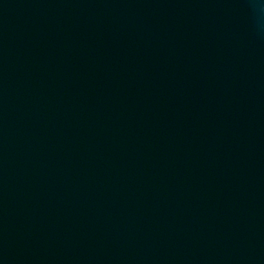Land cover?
<instances>
[{
    "label": "water",
    "instance_id": "water-1",
    "mask_svg": "<svg viewBox=\"0 0 264 264\" xmlns=\"http://www.w3.org/2000/svg\"><path fill=\"white\" fill-rule=\"evenodd\" d=\"M0 264H264V61L213 0H0Z\"/></svg>",
    "mask_w": 264,
    "mask_h": 264
}]
</instances>
